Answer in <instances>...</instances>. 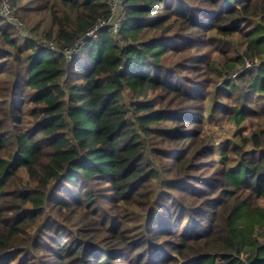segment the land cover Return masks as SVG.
I'll list each match as a JSON object with an SVG mask.
<instances>
[{"label": "trees", "instance_id": "16d2710c", "mask_svg": "<svg viewBox=\"0 0 264 264\" xmlns=\"http://www.w3.org/2000/svg\"><path fill=\"white\" fill-rule=\"evenodd\" d=\"M9 1L22 24L0 14V264H264V0H122L118 32L92 35L108 0ZM214 34L241 42L222 66L207 60V114L252 123L217 154L204 85L187 74ZM169 52H187L178 72ZM241 53L251 66L222 79ZM155 135L170 145L152 150L159 165ZM202 152L185 173L183 156Z\"/></svg>", "mask_w": 264, "mask_h": 264}, {"label": "rangeland", "instance_id": "374dc122", "mask_svg": "<svg viewBox=\"0 0 264 264\" xmlns=\"http://www.w3.org/2000/svg\"><path fill=\"white\" fill-rule=\"evenodd\" d=\"M9 6H10V10H11V17L10 19H8L9 21H11L15 26L20 27L21 26V21L20 19L14 14V8L12 7V4L10 3L9 0H7ZM211 42H207V45L200 51V58L201 61L199 63V72L198 73V69L196 71H188L187 74L189 76L194 77L195 79L197 78L199 83H201V85H204V92L205 94H207V99H206V103H205V121L203 124V129H204V136L205 139L210 140L213 139L215 146H216V151L215 153L217 154L218 150H219V145L221 141L226 140L227 138H235L233 135V131L239 129V128H243V132H247L250 131V128H252V123L250 121H247L248 119H246V121L244 123H242L241 127H239L240 125H235L233 120L230 119H226V118H216L215 116H211L210 114H207L210 110V102L212 100V95L214 93V88H213V84L210 85L211 81L215 79V74H214V69H210L207 60H211V59H217L216 61H218L219 59V66H222L225 59L227 57L233 56L236 52L237 49L239 48L240 42L239 41V36H237L236 34L231 35V36H221L220 34H214L212 40H210ZM46 44V43H45ZM51 47V45L49 46ZM79 49V48H78ZM77 49V50H78ZM221 49L224 50V53L222 55L221 53ZM243 54V53H241ZM185 56H187V52H182V53H175V52H169L166 55V59L165 62H167L168 64L174 66V69L176 72H178L179 68H178V63H186L188 62L187 60H185ZM242 60H243V64L242 66H240L239 69L230 72L228 74H226L224 76V78H232L235 79L237 74L239 72H241L242 70H244L245 68L251 66L252 64V59L247 56L246 54L242 55ZM253 61H256V59L253 58ZM214 78V79H213ZM221 79V80H222ZM218 80V79H217ZM215 80V82L217 81ZM221 80H218V82H221ZM210 81V82H209ZM207 86V88L205 87ZM128 92L125 91V95L127 96ZM162 93L160 92V95ZM209 98V99H208ZM221 100H223V97L221 98ZM157 103V102H156ZM220 109V108H219ZM216 112H218V109H216ZM160 126H164L163 123ZM189 127L191 126L188 125ZM154 140L152 138H147V142H148V147H149V153L151 155V158L153 159V161L155 162V165H159L160 160L164 161V157H158L157 153L158 151H152V150H159L160 146H167L169 147V143L167 139H164V137H158L157 135H155ZM237 139V137L235 138V140ZM191 149L190 146L187 147V150ZM216 154H214L215 158H217L218 156H216ZM191 155V154H190ZM188 155H184V161L186 160L185 164V168L183 167V170L185 173H189L192 172V174H197L198 170H194V171H189V166H190V161L193 160V162H201V161H206L209 162V160L211 159L210 155H208V153H204L202 152V154L200 155V153H196L193 158H191V156ZM183 161V162H184ZM192 162V164H193ZM166 174V173H165ZM149 190V189H148ZM150 192V191H148ZM122 206V212L124 215V218H126L128 220L127 222V229L130 230V232L132 234H139V232H144V228H146L145 223L143 222L142 219V215H141V209L138 205L135 204H123ZM143 222V223H142ZM147 223V222H146ZM101 223L98 222L97 224H95V228L94 230H99L98 232H96L97 236H100L98 238H100V240H98L99 242H102L104 240H110V234L106 232V230H104V228H100ZM72 232L78 233V231H74L72 229Z\"/></svg>", "mask_w": 264, "mask_h": 264}, {"label": "built area", "instance_id": "2783aa9c", "mask_svg": "<svg viewBox=\"0 0 264 264\" xmlns=\"http://www.w3.org/2000/svg\"><path fill=\"white\" fill-rule=\"evenodd\" d=\"M122 0H108L110 13L105 19L98 21L94 27L86 31V35H92L94 31L102 26H108L112 33L116 34L120 28L122 18L124 17V10L121 6ZM0 14L11 17V10L7 0H0ZM81 38H76L71 46L63 48L64 55L69 56L71 53L76 52L80 47Z\"/></svg>", "mask_w": 264, "mask_h": 264}, {"label": "water", "instance_id": "95a60500", "mask_svg": "<svg viewBox=\"0 0 264 264\" xmlns=\"http://www.w3.org/2000/svg\"><path fill=\"white\" fill-rule=\"evenodd\" d=\"M121 68L117 69L116 71L113 72L114 78H117V74L119 73Z\"/></svg>", "mask_w": 264, "mask_h": 264}]
</instances>
